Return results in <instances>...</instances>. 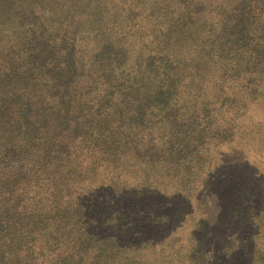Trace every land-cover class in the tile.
I'll return each instance as SVG.
<instances>
[{
	"label": "trees",
	"instance_id": "trees-1",
	"mask_svg": "<svg viewBox=\"0 0 264 264\" xmlns=\"http://www.w3.org/2000/svg\"><path fill=\"white\" fill-rule=\"evenodd\" d=\"M0 264H264V0H0Z\"/></svg>",
	"mask_w": 264,
	"mask_h": 264
}]
</instances>
